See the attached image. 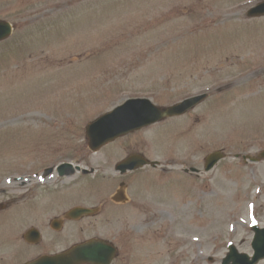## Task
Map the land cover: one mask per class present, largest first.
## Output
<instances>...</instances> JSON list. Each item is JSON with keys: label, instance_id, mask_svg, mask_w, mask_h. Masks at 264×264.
Instances as JSON below:
<instances>
[{"label": "rangeland", "instance_id": "1", "mask_svg": "<svg viewBox=\"0 0 264 264\" xmlns=\"http://www.w3.org/2000/svg\"><path fill=\"white\" fill-rule=\"evenodd\" d=\"M261 1L0 0L14 26L0 42V264L96 233L118 247L113 264H222L231 244L253 254L264 160L242 156L264 154V14L248 13ZM202 93L186 115L88 149L86 125L129 98L168 106ZM217 150L226 158L205 172ZM132 153L161 165L120 177ZM68 161L96 171L44 175ZM122 180L128 198L114 203ZM102 203L110 219L52 227Z\"/></svg>", "mask_w": 264, "mask_h": 264}, {"label": "water", "instance_id": "2", "mask_svg": "<svg viewBox=\"0 0 264 264\" xmlns=\"http://www.w3.org/2000/svg\"><path fill=\"white\" fill-rule=\"evenodd\" d=\"M264 14V3L250 10V16ZM12 24L8 21L0 20V41L8 38L12 34ZM208 97V94H202L172 106L161 107L154 104L148 98H136L126 101L123 105L116 107L113 111L99 117L91 122L86 128V136L89 139V145L92 150H98L114 139L126 135L135 130L142 129L157 121H162L168 117H174L186 113L194 108ZM221 150L215 151L206 157V170H211L221 159L225 157ZM156 166L159 162H149L143 156H131L118 165V168L125 172L129 167L132 169L143 167L146 164ZM130 164V165H129ZM66 167H72V164H64L60 167V173H65ZM195 170V169H193ZM49 169L48 172H51ZM93 210L85 208H75L67 213L68 217H81L84 214L92 213ZM58 226V225H57ZM257 235L254 241L255 255L250 258L247 254H240L235 247H231V252L224 259L223 264H257L264 258V229L254 227ZM25 237L31 242H37L40 239V233L35 230H29ZM70 252L64 255L41 259L35 263L29 264H111L116 255V249L108 241L93 239L72 247ZM43 260V261H42Z\"/></svg>", "mask_w": 264, "mask_h": 264}, {"label": "flooded vegetation", "instance_id": "3", "mask_svg": "<svg viewBox=\"0 0 264 264\" xmlns=\"http://www.w3.org/2000/svg\"><path fill=\"white\" fill-rule=\"evenodd\" d=\"M133 154V153H132ZM128 156H130V154H128L127 155V157ZM126 158V157H125ZM64 163V162H63ZM62 164V162L61 163H58V164H54V165H52V167H54L55 168V170H54V172L53 173H56V174H58V176H60V174H59V172H58V166L59 165H61ZM74 164V163H73ZM118 164V163H117ZM117 164H115V167L117 166ZM78 165V164H77ZM77 165H75V167L77 166ZM51 167V166H50ZM47 168V167H46ZM45 168V169H46ZM44 169V170H45ZM83 169H85V167H82V170L81 169H77V168H74V169H72V168H67L66 170H65V172H67V171H70L71 170V172H74V171H76V172H81L82 174H84V173H88V172H83ZM138 170V169H137ZM137 170H132V171H129L128 172V174H125V175H119L120 177H127L130 173H133V172H135V171H137ZM96 171V170H95ZM94 171V172H95ZM117 172V171H116ZM92 174V173H91ZM127 188H128V185H127V183L125 182V181H121L120 182V186H119V188L112 194V195H110L109 196V199H111V201L112 202H114V203H122V201H121V199L123 200V199H127L128 198V196H127ZM6 205H4V207H5ZM106 205L104 204V203H102L100 206H98V207H89V208H93V209H95L97 212L95 213V215H90V216H83V217H79L78 219H80V220H82V219H85V218H95V217H98V216H100V215H104L105 217H106V219L108 218V219H110L111 217L110 216H112L113 214L111 213V211L113 212V207H110V208H106L105 207ZM87 207V206H86ZM64 216H65V214H64ZM63 216V221L62 220H60V223H61V225H63V223H64V220L66 221V220H69V221H75V220H77V221H79L78 219H68V218H65ZM76 221V222H77ZM109 222V221H108ZM52 224V223H51ZM93 237H100V238H103L102 236H101V234H95ZM104 239H106V238H104ZM64 253H66V252H34V253H30V255H29V257L28 258H26L25 260H23V261H21V262H19V263H17V264H24L25 262H28V261H34V260H38V259H40L41 257H43V256H55V255H57V254H64ZM118 254H119V252H117V255H116V257L118 256ZM116 257H115V259H116ZM115 261V260H114Z\"/></svg>", "mask_w": 264, "mask_h": 264}, {"label": "bare ground", "instance_id": "4", "mask_svg": "<svg viewBox=\"0 0 264 264\" xmlns=\"http://www.w3.org/2000/svg\"><path fill=\"white\" fill-rule=\"evenodd\" d=\"M263 65H264V64H263ZM253 75H255V74H253ZM253 75H252V76H253Z\"/></svg>", "mask_w": 264, "mask_h": 264}]
</instances>
